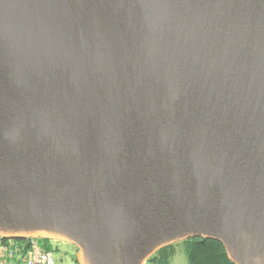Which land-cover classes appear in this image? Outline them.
<instances>
[{"label":"water","instance_id":"1","mask_svg":"<svg viewBox=\"0 0 264 264\" xmlns=\"http://www.w3.org/2000/svg\"><path fill=\"white\" fill-rule=\"evenodd\" d=\"M0 237L264 264V0H0Z\"/></svg>","mask_w":264,"mask_h":264},{"label":"trees","instance_id":"2","mask_svg":"<svg viewBox=\"0 0 264 264\" xmlns=\"http://www.w3.org/2000/svg\"><path fill=\"white\" fill-rule=\"evenodd\" d=\"M42 239V243L45 246V249L54 252L53 246L48 240L51 239ZM187 242L186 256L188 264H234L228 257L224 245L214 239H201V238H188L184 240ZM170 247L166 245L159 250L157 253H160V257L153 256L149 261L158 260V264H168V261L173 253V251H168Z\"/></svg>","mask_w":264,"mask_h":264},{"label":"built area","instance_id":"3","mask_svg":"<svg viewBox=\"0 0 264 264\" xmlns=\"http://www.w3.org/2000/svg\"><path fill=\"white\" fill-rule=\"evenodd\" d=\"M0 264H59L40 238L3 239L0 237Z\"/></svg>","mask_w":264,"mask_h":264},{"label":"rangeland","instance_id":"4","mask_svg":"<svg viewBox=\"0 0 264 264\" xmlns=\"http://www.w3.org/2000/svg\"><path fill=\"white\" fill-rule=\"evenodd\" d=\"M40 240L42 241V239ZM184 240H180L170 244L168 251L169 252L173 251V253L168 261V264H186L187 262L186 249L188 243L185 242ZM48 241L55 250L53 252V256L59 264H82L78 256L79 251L75 245L66 241H60L55 239H51ZM153 256L160 257L161 255L156 251L152 256H150V258ZM149 259L146 260L144 264H158L157 263L158 260L151 262L149 261Z\"/></svg>","mask_w":264,"mask_h":264},{"label":"crops","instance_id":"5","mask_svg":"<svg viewBox=\"0 0 264 264\" xmlns=\"http://www.w3.org/2000/svg\"><path fill=\"white\" fill-rule=\"evenodd\" d=\"M186 264H187V262H186Z\"/></svg>","mask_w":264,"mask_h":264}]
</instances>
